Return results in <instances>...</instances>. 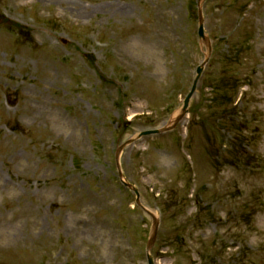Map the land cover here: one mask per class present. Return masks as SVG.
<instances>
[{
  "label": "rangeland",
  "instance_id": "374dc122",
  "mask_svg": "<svg viewBox=\"0 0 264 264\" xmlns=\"http://www.w3.org/2000/svg\"><path fill=\"white\" fill-rule=\"evenodd\" d=\"M201 3L186 115L119 164L154 264H264V0ZM205 56L196 0H0V264H147L115 151Z\"/></svg>",
  "mask_w": 264,
  "mask_h": 264
},
{
  "label": "water",
  "instance_id": "95a60500",
  "mask_svg": "<svg viewBox=\"0 0 264 264\" xmlns=\"http://www.w3.org/2000/svg\"><path fill=\"white\" fill-rule=\"evenodd\" d=\"M199 28H198V35L200 38H202L204 41L208 42V39L205 37L204 35V32H203V27H202V16H201V12L199 10ZM202 70V66H199L197 67L196 69V72H197V75L194 79V82H193V85H192V88L190 90V92L188 93V95L186 96L185 100H184V105H183V108H182V111L185 112V109H186V106H187V103H188V100L190 98V96L192 95L194 89H195V86H196V82H197V79L200 75V72ZM155 132H158L157 130H152V131H143L140 133V135H143V134H149V133H155ZM149 264H152L151 260L149 259Z\"/></svg>",
  "mask_w": 264,
  "mask_h": 264
},
{
  "label": "bare ground",
  "instance_id": "6f19581e",
  "mask_svg": "<svg viewBox=\"0 0 264 264\" xmlns=\"http://www.w3.org/2000/svg\"><path fill=\"white\" fill-rule=\"evenodd\" d=\"M111 7H112V5H111Z\"/></svg>",
  "mask_w": 264,
  "mask_h": 264
}]
</instances>
